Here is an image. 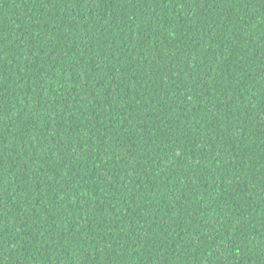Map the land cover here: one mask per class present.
<instances>
[{
    "label": "trees",
    "instance_id": "obj_1",
    "mask_svg": "<svg viewBox=\"0 0 264 264\" xmlns=\"http://www.w3.org/2000/svg\"><path fill=\"white\" fill-rule=\"evenodd\" d=\"M0 264H264V0H0Z\"/></svg>",
    "mask_w": 264,
    "mask_h": 264
}]
</instances>
